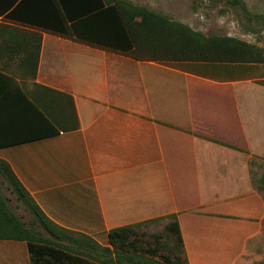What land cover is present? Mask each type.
Returning <instances> with one entry per match:
<instances>
[{
    "label": "crops",
    "instance_id": "crops-1",
    "mask_svg": "<svg viewBox=\"0 0 264 264\" xmlns=\"http://www.w3.org/2000/svg\"><path fill=\"white\" fill-rule=\"evenodd\" d=\"M259 64L190 71L0 16V159L88 249L176 215L189 264H264V124L239 93L264 91ZM0 264H32L28 243L0 239Z\"/></svg>",
    "mask_w": 264,
    "mask_h": 264
},
{
    "label": "trees",
    "instance_id": "trees-1",
    "mask_svg": "<svg viewBox=\"0 0 264 264\" xmlns=\"http://www.w3.org/2000/svg\"><path fill=\"white\" fill-rule=\"evenodd\" d=\"M0 16L38 26L94 47L127 54L137 60L149 59L168 63L179 59L219 63L256 62L246 50L234 52L237 49H233L232 44L237 41L227 37L201 39V51H197V55L200 53L201 56L191 58L189 55L192 53L188 49L197 46H194V42L199 44L195 38L196 34L185 26H179L185 31H190L193 39L176 38V25L173 22L145 7H134L124 0H0ZM181 40H185L186 49L177 51L183 53L181 57H174V41ZM240 43L244 45L243 42ZM164 46L172 53L170 58L161 54L160 47ZM261 84L264 85V81ZM208 106H211L210 103ZM223 109L232 116L235 115L233 106H223ZM37 111L48 123H52V118L47 117L38 108ZM72 111L73 123L68 129L74 130L79 127V121L73 106ZM68 117L70 119V116ZM57 133L59 131L56 128L51 132ZM213 135L217 136L216 133ZM0 175L16 194L17 200L33 215V225L43 228L42 232L32 226L27 227L17 218L8 200L0 193V230L4 233L0 239L26 241L32 264H125L133 259L136 264H189L176 215L167 217L172 218L166 229L170 234L167 244L157 238L155 244L143 247L136 239H132L137 225L154 222L158 220L156 219L114 228L109 232V246L102 247L95 242L91 250L86 247L85 241L79 239L77 233L58 226L45 215L10 165L2 159ZM73 237H76L74 241H77V247H69L64 243ZM164 249L165 252L162 251Z\"/></svg>",
    "mask_w": 264,
    "mask_h": 264
},
{
    "label": "rangeland",
    "instance_id": "rangeland-1",
    "mask_svg": "<svg viewBox=\"0 0 264 264\" xmlns=\"http://www.w3.org/2000/svg\"><path fill=\"white\" fill-rule=\"evenodd\" d=\"M130 3L134 7H145L151 11H154L159 16L166 20L173 22L176 27L174 28V36L176 38L189 40L193 39L192 33L196 34L195 37L199 44L194 42L195 48L188 49L191 51L189 56L194 58L201 56L200 53L197 55V51H201V39H212L227 37L236 40V43L232 44L234 52L240 53L246 50V53L252 58L257 59V63H264V40L262 39V28L264 25V0H124ZM179 26H185L190 31H185ZM251 30L258 39L255 40V44L247 43L244 34L246 31ZM185 40L174 41L175 54L174 57H181L183 53L177 52L181 49H186L184 44ZM263 41V42H262ZM161 54L166 57H171L165 46L160 47ZM197 49V50H196ZM186 56V55H185ZM183 59V58H182ZM222 63V62H221ZM219 62H202V61H188L181 60L175 61L174 64L179 67H183L190 71H204L215 75L219 74L220 69L218 66L221 65ZM206 64L208 68L203 65ZM233 65V62L223 63V65ZM243 64V63H238ZM256 66L255 72L261 71L262 66ZM241 67V66H238ZM206 68V69H203ZM262 82V81H261ZM261 84V83H260ZM239 93L243 94L242 101L250 103L249 115L250 119L257 121L260 119L264 124V91H254V96L248 94L249 98L246 97V92L239 90ZM242 101L240 98V104L242 107ZM256 101L258 106H256ZM243 109V107H242ZM245 116V115H244ZM247 117V116H245ZM244 117V119H245ZM246 124L248 121L245 119ZM211 137L212 133L203 131ZM215 136V135H213ZM0 193L8 200L9 205L13 208L17 218L24 222L27 227H34L35 229L42 231L43 228L39 225H33V215L28 212L23 204L17 200L16 194L12 192L9 186L5 183L2 175H0ZM172 221V218L162 217L157 221L139 224L135 227V234L132 239H136L138 244L147 247L150 244H155L157 238L161 242L167 244L169 242V233L166 230L167 224ZM105 240V239H103ZM102 246V245H100ZM106 247V246H102ZM166 249L162 250L165 252ZM95 264H101L95 262ZM125 264H136V260H131Z\"/></svg>",
    "mask_w": 264,
    "mask_h": 264
}]
</instances>
